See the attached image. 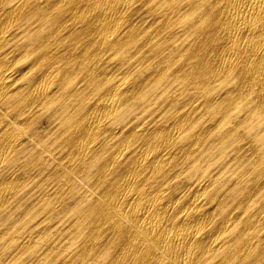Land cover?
I'll use <instances>...</instances> for the list:
<instances>
[{
  "label": "bare ground",
  "instance_id": "obj_1",
  "mask_svg": "<svg viewBox=\"0 0 264 264\" xmlns=\"http://www.w3.org/2000/svg\"><path fill=\"white\" fill-rule=\"evenodd\" d=\"M43 118L90 191L0 264H264V0H0V166Z\"/></svg>",
  "mask_w": 264,
  "mask_h": 264
},
{
  "label": "rangeland",
  "instance_id": "obj_2",
  "mask_svg": "<svg viewBox=\"0 0 264 264\" xmlns=\"http://www.w3.org/2000/svg\"><path fill=\"white\" fill-rule=\"evenodd\" d=\"M39 122L38 127L42 137L36 138L33 137L30 132H27L25 135V144H27V147L23 150L22 154L20 153L19 155L18 153L14 155L11 160H6V162L0 166L1 184L2 182L7 181L8 178L11 177L10 175L13 176L15 170H19L20 167L23 168V165H29V169L23 168L27 171V174L17 185V195H11L7 199V203L1 207L0 243H3V247L10 245V240H7L8 233L12 234L16 231L15 234L17 236L20 233L21 227L24 225L30 226V223L31 225L37 224L38 226L29 240V242L31 241L32 243L39 241L41 237L45 240L52 237L53 233L50 227L52 225H57V223L61 221L62 222L58 224V227L63 226V232L69 230L73 232L75 230V224L73 222L75 216L73 215L74 212L71 211V208L78 203L76 195L79 193H85V190L90 191L88 185L81 178L77 180L74 178V174L72 176L74 184L71 186L67 185V190L69 189L68 191L63 190L61 185H58L53 181L52 176L55 173L54 165H56L57 162V158L55 157L64 154L65 146L61 145L58 140L49 142L50 138L47 139L46 132L48 131L47 126L50 123L47 122L45 118L41 119ZM51 130L53 133L59 132L58 128ZM18 155L20 157H18ZM75 191H77V194H75ZM64 192H68V196L72 194V198L70 200L64 199ZM50 204L51 207L56 206V212H60L59 219L53 217L51 221H49L47 211L50 209L48 207ZM72 223L73 226L69 228L68 225H71ZM62 236L65 237L66 235L62 233ZM16 239L17 238H14L12 241H16ZM42 251L47 252L46 255L50 256L47 259V264H55L57 259L62 258L60 255L62 247L56 248V246H53L48 250ZM3 257L0 251V259Z\"/></svg>",
  "mask_w": 264,
  "mask_h": 264
}]
</instances>
